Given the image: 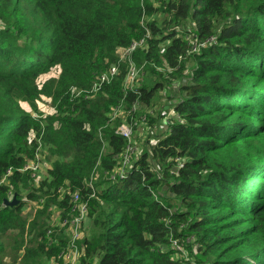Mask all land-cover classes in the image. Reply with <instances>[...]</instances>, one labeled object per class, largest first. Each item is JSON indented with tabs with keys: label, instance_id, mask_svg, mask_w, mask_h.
I'll return each mask as SVG.
<instances>
[{
	"label": "trees",
	"instance_id": "1",
	"mask_svg": "<svg viewBox=\"0 0 264 264\" xmlns=\"http://www.w3.org/2000/svg\"><path fill=\"white\" fill-rule=\"evenodd\" d=\"M160 1L153 8L148 0H0V181L13 171L0 186V264L12 233L31 235L23 264L56 259L68 238L56 228L47 235L49 210L69 218L71 193L86 203L97 229L78 243L80 264H187L176 247L190 241L197 264H264V0ZM188 33L211 43L191 53L181 39ZM142 38L145 48L133 60L163 81L142 80L125 94L116 52ZM112 65L118 75L92 99L69 97L70 88L90 89ZM54 68L57 78L39 86ZM157 70L178 81L175 118L131 160L126 178L112 182L128 145L115 132L113 110L121 106L127 116L131 145L164 88ZM41 96L55 114L34 120L21 104L35 109ZM32 134L54 159L37 186L15 171L33 156ZM25 191L28 201H43L28 228ZM8 192L19 201L14 207L4 206Z\"/></svg>",
	"mask_w": 264,
	"mask_h": 264
},
{
	"label": "built area",
	"instance_id": "2",
	"mask_svg": "<svg viewBox=\"0 0 264 264\" xmlns=\"http://www.w3.org/2000/svg\"><path fill=\"white\" fill-rule=\"evenodd\" d=\"M140 3L143 5V1L140 0ZM188 27V26H187ZM189 28V27H188ZM187 28V29H188ZM189 30V29H188ZM146 37H148V32L146 31ZM181 39L190 46L191 53L198 52L199 48L205 44L211 43V39H208L205 43L199 44L194 36L188 34H183ZM145 48V39L142 38L136 42L130 44L127 48L118 49L116 52L117 63L124 65L125 67V78L122 83V92L127 94L128 92H134L140 87L142 82L141 79V70L142 66L135 64L133 60V54L137 49ZM163 48L161 47V51ZM167 71H170L167 69ZM118 75V67L115 65L109 66L105 72L99 75V77L94 81L92 87L88 90H76L70 88L68 93L71 99H78L83 97L84 99H92L96 94L102 91V88L109 85ZM137 105H133L131 111H136ZM144 114L141 117V124L145 125V116ZM123 119L116 128V133L128 141L123 153L120 155V158L117 162V166L114 168L112 173L109 176V180L112 182L122 181L127 176L128 168L130 167V162L132 156L137 152V150L130 145V140L133 135L131 126L127 125L126 116H124V111L121 106L115 108L112 113V118ZM114 121V120H113ZM169 122L167 120H162L160 129L163 135L168 133ZM29 143L35 145L33 156L28 160L21 169L15 170L19 174L27 173L32 179V183L37 186L40 179L41 173V159L42 155H45L47 148L42 144L41 138L35 136L34 134L30 135L28 139ZM13 171L8 170L5 176L0 181V186L7 184V178L12 175ZM58 193L62 192V189H58ZM8 198H11V193H7ZM69 218L60 219V211L55 207H52L50 211L52 212V220L56 222L57 231H62L64 237L68 238L66 247L59 253L56 259H52L50 264H80V258L83 256V250L80 248L78 243L84 238L85 230L89 224L88 219V207L86 203L82 202L79 199L77 193L69 194ZM40 204H43V201H39ZM47 235L51 236V230L47 231ZM176 250H179V247H176ZM176 258L178 259L177 255Z\"/></svg>",
	"mask_w": 264,
	"mask_h": 264
},
{
	"label": "rangeland",
	"instance_id": "3",
	"mask_svg": "<svg viewBox=\"0 0 264 264\" xmlns=\"http://www.w3.org/2000/svg\"><path fill=\"white\" fill-rule=\"evenodd\" d=\"M144 1V0H143ZM153 8H158L160 0H148ZM155 15L153 17H145L144 21H152L155 19ZM159 19V18H158ZM156 19V21H158ZM147 20V21H146ZM189 24L191 27L193 25V22H186V24ZM163 70V69H161ZM157 70V71H161ZM163 75L166 77L164 80V88L160 92L157 93V95L152 100V104L148 109V112L150 110L153 111V115L151 116V122L145 125H141L137 127L134 130V136L132 138L131 145L137 150V152L132 156L131 160H136L138 156L141 154L142 151L148 149L149 144H152L154 139V135H157L159 133L160 126H159V120L160 116L159 114L163 115L162 120H167L168 122L171 119H174L175 116L172 112V104L175 101L174 100V93L176 91L177 83L178 81L175 79L170 78L169 75L170 72H164L161 71ZM141 79L144 80V83L150 86H154L156 83H162V78L157 75L156 77H152L147 72H145L143 69L141 70ZM161 74V73H160ZM162 75V74H161ZM162 75V77H163ZM58 76V69L54 68L52 69L47 75L41 76L38 80L39 86L43 85L44 83L55 80ZM177 86V87H176ZM35 109L31 108L27 104H21L22 110L27 113L32 119L34 120H42L47 117L53 116L55 114V107L52 105V102L49 98L46 96H41L37 101H35ZM125 116V115H124ZM126 122L127 116H126ZM118 121V120H117ZM123 121V119H120L119 122ZM149 144H148V143ZM54 159L49 155L48 151H46L45 155H42L41 159V173H40V179H43L46 175V171L49 169L50 164L52 163ZM153 171L157 172L160 176H162V168L157 165L156 163H153ZM21 194L20 200L26 201V191L19 192ZM12 197V196H11ZM43 204H40L38 201H28L23 206L21 216L26 221V228L29 227L30 223L36 217L37 213L42 209ZM50 211V210H49ZM51 213V212H50ZM56 222L52 220V214L50 216L49 220V230H54L56 228ZM90 222L85 230V235H83L86 238H92L96 233V228H91ZM57 230V228H56ZM31 240V235L23 233L22 235L17 233H12L7 240V252L5 254V258L3 260V264H23L22 256H23V250L25 246L28 248L30 245H28L29 241ZM10 246L14 248L13 251H10ZM186 247V248H185ZM185 247H179V250L177 251V257L180 260H189L190 262L187 264H197L194 257V254L198 252L196 246H194V243L192 241L187 242ZM188 248V249H187ZM96 262L93 261L91 264H95ZM48 264H50L48 262Z\"/></svg>",
	"mask_w": 264,
	"mask_h": 264
},
{
	"label": "water",
	"instance_id": "4",
	"mask_svg": "<svg viewBox=\"0 0 264 264\" xmlns=\"http://www.w3.org/2000/svg\"><path fill=\"white\" fill-rule=\"evenodd\" d=\"M18 200H17V197H16V194H13V197L10 201H4V206L6 207H14L18 204Z\"/></svg>",
	"mask_w": 264,
	"mask_h": 264
}]
</instances>
